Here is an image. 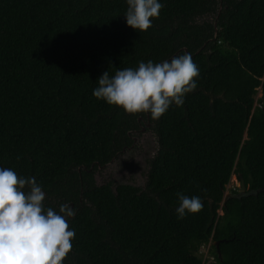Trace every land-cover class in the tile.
Returning a JSON list of instances; mask_svg holds the SVG:
<instances>
[{"label": "trees", "instance_id": "trees-1", "mask_svg": "<svg viewBox=\"0 0 264 264\" xmlns=\"http://www.w3.org/2000/svg\"><path fill=\"white\" fill-rule=\"evenodd\" d=\"M159 2L139 32L126 0H0V168L35 177L46 209L76 210L63 264H202L210 241L205 264H264V191L233 197L264 188V0ZM185 53L197 87L152 120L144 187L97 185L145 117L96 99L98 78ZM177 193L202 210L179 219Z\"/></svg>", "mask_w": 264, "mask_h": 264}, {"label": "clouds", "instance_id": "clouds-1", "mask_svg": "<svg viewBox=\"0 0 264 264\" xmlns=\"http://www.w3.org/2000/svg\"><path fill=\"white\" fill-rule=\"evenodd\" d=\"M127 26L143 32L159 18V0H126ZM199 68L191 54L170 61L139 62L138 67L105 71L92 95L126 114H150L158 120L169 107L182 106L186 94L196 87ZM19 159V157H18ZM179 219L202 210L199 197L177 193ZM45 192L35 177H21L11 168H0V264H63L75 237L68 218L75 209L61 204L59 211L44 206Z\"/></svg>", "mask_w": 264, "mask_h": 264}, {"label": "rangeland", "instance_id": "rangeland-1", "mask_svg": "<svg viewBox=\"0 0 264 264\" xmlns=\"http://www.w3.org/2000/svg\"><path fill=\"white\" fill-rule=\"evenodd\" d=\"M261 81L264 82V77L261 79ZM261 98H262V89L259 87L257 89V94L255 95V103L254 107L261 105ZM264 103V99H262ZM153 141V139H152ZM155 143V141H154ZM157 148H153V144L146 140L145 142V152L143 155L136 154L135 157L137 159L135 161H130L128 164V160H125L124 165H121V159L119 158L116 160L112 165L107 167L105 171L96 170L94 172V179L97 185H101L103 182L106 183V176L110 173L112 176V179L115 180V182L112 183L113 187L117 184H127L132 185L138 188H143L146 180V174L148 171V161L149 158L152 157L154 150L156 151ZM134 153V152H133ZM124 158H129L128 155H123ZM128 165V166H127ZM127 166V167H126ZM237 189V179L235 175H232L230 178V181L228 185L226 186L225 194H230L232 190ZM220 213V212H219ZM199 253L201 256H203V250L200 248ZM212 256V254L210 255Z\"/></svg>", "mask_w": 264, "mask_h": 264}, {"label": "flooded vegetation", "instance_id": "flooded-vegetation-1", "mask_svg": "<svg viewBox=\"0 0 264 264\" xmlns=\"http://www.w3.org/2000/svg\"><path fill=\"white\" fill-rule=\"evenodd\" d=\"M152 120L153 119L151 118L150 114H147V113H145L144 118L139 117L137 119V129H134V130L127 132L128 139H129V145L122 147L121 150L116 152L115 156H113L111 161L106 163L104 166L99 167L98 170L102 169L103 171H105L107 169V167L112 165L119 158H122L121 159V165L122 166H125L124 165L125 160H128V164L130 161H135L137 159V157H135L136 154H140V155H143L144 153L146 154V152H145L146 140H149L153 144V148H157V146H158L157 145V139H156L155 133L153 132V129H152V125H153ZM152 139H153V141H152ZM154 141H155V143H154ZM155 152L156 151L154 150L153 155H155ZM125 154L128 155L129 158H124L123 155H125ZM153 155H152V157H153ZM152 157H150L149 159H151ZM105 181H106V183L115 182V180L112 179V176L110 173L106 176ZM106 183L103 182L101 185L106 184Z\"/></svg>", "mask_w": 264, "mask_h": 264}, {"label": "water", "instance_id": "water-1", "mask_svg": "<svg viewBox=\"0 0 264 264\" xmlns=\"http://www.w3.org/2000/svg\"><path fill=\"white\" fill-rule=\"evenodd\" d=\"M262 110L264 111V107H262ZM263 191H264V188L263 189H259V190L255 191V192H246V188H245L244 182L241 181L240 192L237 195L233 196V197L241 198L242 196L255 195L256 193L263 192ZM229 197H232V195L225 194L224 199H223V204L227 201V199ZM214 245L216 246V251H217L218 256H220V252H219V249H218L219 242L214 243Z\"/></svg>", "mask_w": 264, "mask_h": 264}, {"label": "built area", "instance_id": "built-area-1", "mask_svg": "<svg viewBox=\"0 0 264 264\" xmlns=\"http://www.w3.org/2000/svg\"><path fill=\"white\" fill-rule=\"evenodd\" d=\"M240 187V183L237 180V188ZM210 247H211V241L209 243H207L205 246H202V250H203V258H202V264H205L206 262H210L213 260L212 256H210ZM201 253V251L199 252Z\"/></svg>", "mask_w": 264, "mask_h": 264}]
</instances>
